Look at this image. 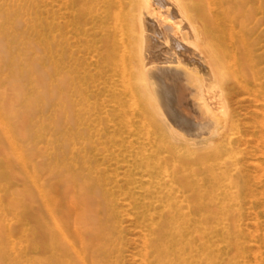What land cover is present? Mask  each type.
Returning a JSON list of instances; mask_svg holds the SVG:
<instances>
[{
	"label": "rangeland",
	"instance_id": "rangeland-1",
	"mask_svg": "<svg viewBox=\"0 0 264 264\" xmlns=\"http://www.w3.org/2000/svg\"><path fill=\"white\" fill-rule=\"evenodd\" d=\"M102 1L0 0V264H264V126L251 98L227 96L248 142L237 162L159 109L122 124L106 107ZM235 2L247 26L235 35L264 85V0ZM149 140L169 198L135 193L127 170L151 162H137ZM140 199L153 219L136 215Z\"/></svg>",
	"mask_w": 264,
	"mask_h": 264
},
{
	"label": "bare ground",
	"instance_id": "bare-ground-1",
	"mask_svg": "<svg viewBox=\"0 0 264 264\" xmlns=\"http://www.w3.org/2000/svg\"><path fill=\"white\" fill-rule=\"evenodd\" d=\"M102 3L106 7V107L128 126L145 122L148 108L162 110L171 126L192 138L206 133H211L207 140L217 137L212 157L227 156L237 162L235 155L246 152L240 146L248 142L240 132L239 119L230 111L228 93L235 89L246 92L264 126V85L259 77V60L245 32L235 35L237 24L247 30L246 15L236 7L235 0ZM152 142L142 145L152 150L149 156L137 158V162H151L141 169L128 166L127 170L139 176L135 193L143 189L153 195L165 193L169 198L172 177L168 169L162 171V179L154 186L160 169L157 164L164 161L160 158L163 152L153 154ZM177 143L181 150L187 149L186 140ZM185 152L193 155L189 150ZM208 167L214 166L210 163ZM148 176L153 178L150 185ZM147 204L141 199L134 203L136 215L153 219L155 211H146ZM175 217L171 216L170 221Z\"/></svg>",
	"mask_w": 264,
	"mask_h": 264
}]
</instances>
